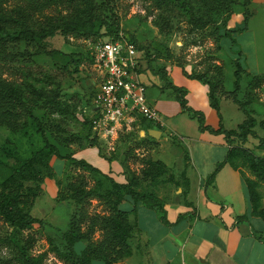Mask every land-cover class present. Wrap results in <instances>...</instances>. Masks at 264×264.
I'll list each match as a JSON object with an SVG mask.
<instances>
[{
  "label": "rangeland",
  "instance_id": "obj_1",
  "mask_svg": "<svg viewBox=\"0 0 264 264\" xmlns=\"http://www.w3.org/2000/svg\"><path fill=\"white\" fill-rule=\"evenodd\" d=\"M98 2L104 5L107 13L114 11L120 16L123 32L135 38L152 72L158 74L164 70L167 73L168 68L177 66L186 75L206 74L217 82L222 93L219 106L224 125L230 129H236L247 119V115L228 96L234 90L235 62L240 60L244 73L238 99L243 103L249 97L252 100L247 109L258 122V137H263L264 130L260 124L264 121V1L255 4L253 0L247 10L243 7V0ZM26 4L25 0H10L5 6L10 13ZM61 14H68L67 7L61 4L53 6L32 15L29 27L38 30L47 16L58 17ZM246 16L248 23L244 31ZM199 19L206 27L197 23ZM16 20L21 21V18L17 16ZM226 31L239 32L225 38ZM21 32L19 28H10L0 22L1 38L18 36ZM232 39L236 42L233 43ZM89 42L93 40L65 36L61 32L44 42L23 40L10 43L0 40V80L22 90L28 110L12 128L0 125V184L10 177L18 159L33 160L44 175V182L40 186L25 184V193L35 192L38 198L24 209L47 223L44 227L20 230L0 218V264H23L21 250L30 236L35 238L34 247L28 252L30 257H43L45 264H67L60 252H66L62 234L69 229L70 222L80 223L83 232H91L90 218L109 215L107 205L98 198L85 205L75 203L71 200L69 187L82 178L88 182L89 188L100 184L108 187L100 175L83 170L77 164L83 159L78 152L90 146L89 127L81 118L86 116L98 90V79L89 61ZM56 90L60 100L69 107V114L54 112L41 95ZM172 90L169 92L176 95ZM153 95L154 92L149 91L148 96ZM149 140L148 135L141 136L135 131L121 135L114 151L105 141L99 143L106 158L121 160L131 173L139 175L142 161L150 158L143 152L144 148L149 150L152 143ZM259 144L258 138H250L247 148L264 157ZM168 145L187 156L185 144L179 136L169 138ZM55 149L59 151L58 155ZM86 161L94 165L91 160ZM243 173L247 178H255L248 166L243 168ZM259 192L264 203V184L259 187ZM166 194L163 188L159 189L160 197ZM129 207L124 205L122 208ZM129 219L135 225L134 216ZM138 233L136 229L134 238ZM90 236L91 243L96 244L103 239V232L96 228ZM132 240L130 245L135 244Z\"/></svg>",
  "mask_w": 264,
  "mask_h": 264
},
{
  "label": "trees",
  "instance_id": "obj_2",
  "mask_svg": "<svg viewBox=\"0 0 264 264\" xmlns=\"http://www.w3.org/2000/svg\"><path fill=\"white\" fill-rule=\"evenodd\" d=\"M9 1L0 0V22L6 23L10 28H19L22 32L18 36L0 37V40L5 42L18 43L23 40L44 42L57 32H61L65 36L84 37L93 41L101 38L114 40L119 38V34L123 32L120 16L114 11L107 13L104 5L100 4L98 0H25L27 2L26 6L17 7L8 13L5 5ZM107 1L110 2V0ZM252 2L253 0H243L245 10L250 7ZM59 4L67 7L68 14H61L58 17L47 16L38 30L29 27L32 15L43 13L45 10ZM17 16L21 18V21L16 20ZM197 23L201 27H206V24L200 19L197 20ZM247 23L248 16L245 18L244 31L247 30ZM102 29H104V32L101 33ZM237 32L239 31H226L225 38H230ZM130 40L140 51L135 38L131 36ZM232 42L235 43V39H232ZM89 61H91L90 58ZM235 66L234 90L229 92L228 96L247 115V119L233 130H227L222 124L217 131L207 126L205 115L188 106L186 91L172 86L167 79L166 71L160 70L158 74L162 75L166 87L173 89L176 93L183 112L188 113L198 121L199 131L224 135L230 146L225 159L217 165L214 172L209 176L207 185H211L215 181L218 173L226 165H230L235 170H240L245 179L251 214L264 221V208L259 192V187L264 184V157L257 156L244 146L250 138H258L260 142L259 149L264 151V135L262 138L258 137L256 132L258 122L247 109L252 103L250 97L245 103L238 99L244 68L240 60L235 62ZM145 68L150 69V64L143 57L141 72ZM187 76L190 79L202 82L209 88L211 106L217 110L219 117L222 118L219 106L222 93L218 89V83L209 79L206 74ZM41 95L47 99L46 102L54 112L62 115L70 113L69 107L60 100L57 90L54 93L43 92ZM26 100L21 89L13 86L10 82L0 80V125L9 128L16 125V122L25 116L28 111ZM83 117H85L83 124L89 127V144L97 147L102 157L106 158L102 153L99 140L93 138L91 121L86 116ZM260 127L264 130V121L260 124ZM70 136H73V134H70ZM58 153L59 151L55 149V154L58 155ZM16 162L17 164L12 168L10 177L3 184H0V218L20 230L32 229L35 226L44 227L47 225L44 220L35 218L30 211L24 209L28 203L33 205L38 198L35 192H32V194L25 193V184L32 183L40 186L44 182V175L36 168L33 160L18 159ZM77 164L83 170L100 175L106 181L108 187L104 188L100 184L95 188H89L85 179H79L69 186L71 200L79 205H85L92 199L98 198L107 205L109 215L90 218L89 231L91 232H83L80 223L71 221L69 229L62 234V239L66 244V252H60V256L67 264H119V262L132 255L130 241L134 239L136 229L138 230L137 224L133 225L129 217L136 215L140 205H144L152 211L164 212L163 199L158 195V191L161 187L173 182L176 183V181L170 169L163 162L153 161L151 158L142 161L143 167L139 175L131 173L129 167L125 164L128 174V181L125 184L117 183L113 178L104 175L85 160H78ZM247 166L251 169L254 179L247 178L244 175L243 168ZM35 189H38V186ZM125 201L132 202L133 209L131 211L123 210L122 206ZM247 219L248 216L239 218L240 221ZM163 220H165L164 217ZM96 228L103 232V239L95 244L91 243L90 234H93ZM86 242L87 245L84 244ZM34 243L35 238L30 236L27 239L26 246L21 250V262L23 264H45L43 257L32 258L28 255V252L34 247Z\"/></svg>",
  "mask_w": 264,
  "mask_h": 264
},
{
  "label": "crops",
  "instance_id": "obj_3",
  "mask_svg": "<svg viewBox=\"0 0 264 264\" xmlns=\"http://www.w3.org/2000/svg\"><path fill=\"white\" fill-rule=\"evenodd\" d=\"M262 1L255 0V4ZM166 76L172 86L186 91L188 106L205 115L207 126L216 131L221 124L225 127L221 109L222 118L211 106L206 85L190 79L177 66L168 68ZM140 81L147 86L149 103L158 109L165 123L159 127L141 121L136 131L141 136L148 135L152 142L143 152L153 161L163 162L176 183L161 187L167 192L160 197L164 212L138 206L133 216L139 233L132 240V255L119 264H264V221L251 214L242 172L226 165L207 185L209 176L230 149L226 137L200 132L198 121L183 112L162 75L145 68ZM151 90L154 95L148 96ZM150 131L161 132L160 138L151 137ZM177 136L185 144L187 156L168 145L169 138ZM78 154L117 183H127L126 165L121 160L102 157L92 145ZM262 204L264 208L263 200ZM124 205L130 206L125 211L133 209L131 201ZM243 216L248 219L240 221Z\"/></svg>",
  "mask_w": 264,
  "mask_h": 264
},
{
  "label": "built area",
  "instance_id": "obj_4",
  "mask_svg": "<svg viewBox=\"0 0 264 264\" xmlns=\"http://www.w3.org/2000/svg\"><path fill=\"white\" fill-rule=\"evenodd\" d=\"M89 47L91 68L98 79L86 114L93 138L105 141L114 151L121 135L135 132L141 121L164 127L158 109L148 101L147 86L140 81L143 54L130 37L121 32L117 39L101 38L89 42Z\"/></svg>",
  "mask_w": 264,
  "mask_h": 264
},
{
  "label": "water",
  "instance_id": "obj_5",
  "mask_svg": "<svg viewBox=\"0 0 264 264\" xmlns=\"http://www.w3.org/2000/svg\"><path fill=\"white\" fill-rule=\"evenodd\" d=\"M149 134H150L151 137H153L155 139H159L160 136H161V132H159V131H150Z\"/></svg>",
  "mask_w": 264,
  "mask_h": 264
}]
</instances>
